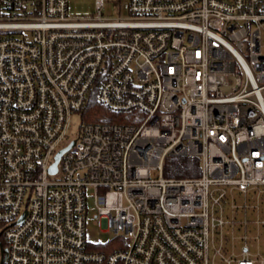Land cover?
I'll return each mask as SVG.
<instances>
[{
  "label": "built area",
  "instance_id": "2783aa9c",
  "mask_svg": "<svg viewBox=\"0 0 264 264\" xmlns=\"http://www.w3.org/2000/svg\"><path fill=\"white\" fill-rule=\"evenodd\" d=\"M103 5L0 0V264H264V0ZM95 87L134 121L82 119L51 173ZM89 194L115 242L88 239Z\"/></svg>",
  "mask_w": 264,
  "mask_h": 264
},
{
  "label": "rangeland",
  "instance_id": "374dc122",
  "mask_svg": "<svg viewBox=\"0 0 264 264\" xmlns=\"http://www.w3.org/2000/svg\"><path fill=\"white\" fill-rule=\"evenodd\" d=\"M120 6L117 4L116 0H104V5L102 8V15L105 18L113 19L118 16L128 15V0H121ZM69 14L73 17H91L97 16L98 10L96 7V0H69ZM82 121V115L73 113L71 120V128L69 130V141L77 137L78 131L80 129ZM92 189H89L90 193ZM88 206L89 214L87 216V237L92 242H97L99 238H102L105 242H108L114 239L116 236L113 233L106 232L102 230L101 226L95 225L93 222L94 210V198L89 194L88 196ZM259 233V244L264 242V225L261 226L260 232L257 229H254L252 226H249V245L251 247V252H256L260 245H258L257 235ZM238 237L244 235V228L236 232ZM237 252L242 250V239L238 238L236 240ZM245 243V242H244ZM213 253V252H212Z\"/></svg>",
  "mask_w": 264,
  "mask_h": 264
},
{
  "label": "trees",
  "instance_id": "16d2710c",
  "mask_svg": "<svg viewBox=\"0 0 264 264\" xmlns=\"http://www.w3.org/2000/svg\"><path fill=\"white\" fill-rule=\"evenodd\" d=\"M120 4L121 0H116ZM135 112L117 113L113 112L101 105L97 98V88H93L88 97V103L82 110V119L86 121H118V122H133L132 116ZM201 159L198 156L190 155H168L165 161L164 175L167 177L176 178H192L200 175ZM114 238L107 243L115 242ZM98 249L113 250L112 245L107 247V244L98 245Z\"/></svg>",
  "mask_w": 264,
  "mask_h": 264
},
{
  "label": "water",
  "instance_id": "95a60500",
  "mask_svg": "<svg viewBox=\"0 0 264 264\" xmlns=\"http://www.w3.org/2000/svg\"><path fill=\"white\" fill-rule=\"evenodd\" d=\"M75 143V139H73L69 144H67L65 147H63L62 149H60L56 156H55V161L53 162L51 168H50V172L51 173H55L58 170V163L62 157V155L69 150Z\"/></svg>",
  "mask_w": 264,
  "mask_h": 264
}]
</instances>
